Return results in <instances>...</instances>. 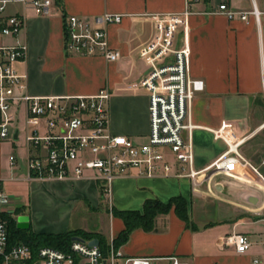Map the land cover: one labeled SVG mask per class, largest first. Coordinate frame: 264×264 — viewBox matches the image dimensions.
<instances>
[{
  "label": "crops",
  "instance_id": "1",
  "mask_svg": "<svg viewBox=\"0 0 264 264\" xmlns=\"http://www.w3.org/2000/svg\"><path fill=\"white\" fill-rule=\"evenodd\" d=\"M185 3L54 0L47 13H40L20 0H6L4 13L23 17L24 27L17 38L3 40L26 44V57L17 69L26 75L30 95H86L106 87L111 93L109 131L141 142L149 133V99L139 83L150 70L151 56L142 55V49L156 39L158 18L180 13ZM223 3L234 12L231 18L219 9ZM253 7L261 12L258 21L250 13ZM189 10L187 30L184 35L177 30L175 44H188V74L203 81L190 107L191 122L197 125L192 141L193 166L201 175L198 184L185 175L149 177L136 169L113 178L107 188L93 171L76 179L28 178L22 137L16 143L3 140L0 143H12L24 152L25 172L20 175L19 157L0 151V180L8 194L20 189L26 193L14 198L22 209L18 216L28 217L32 232L80 229L96 236L98 244H110L124 228L113 209L142 210L147 199L167 202L181 196L189 223L171 209L156 215L151 229H132L118 248L126 255L148 257L151 264H172L174 258L187 264L264 260V0H189ZM103 13L121 15L119 23L107 26L108 44L119 58L68 54L63 48V16L77 15L92 24ZM221 126L233 140L245 138L239 147L242 159L228 173L212 167L226 144L210 129ZM10 155L15 156L13 164ZM232 233L248 237L247 251L238 253L233 246L219 244Z\"/></svg>",
  "mask_w": 264,
  "mask_h": 264
},
{
  "label": "built area",
  "instance_id": "2",
  "mask_svg": "<svg viewBox=\"0 0 264 264\" xmlns=\"http://www.w3.org/2000/svg\"><path fill=\"white\" fill-rule=\"evenodd\" d=\"M40 13H47L54 0H20ZM6 0H0V141L17 142L22 137L26 147L28 178L76 179L86 171H93L106 187L118 176L136 169L139 174L189 177L193 185L201 176L194 169L190 107L195 94L203 90V81L190 77L187 71L188 44H175L180 28L185 34L190 14L189 0L180 13H165L157 20L158 34L154 42L142 49L150 70L140 80V87L148 93L149 133L144 141L109 131L106 87L86 95H30L26 75L17 63L26 57L22 41L17 38L24 27L23 17L7 14ZM219 9L231 18L234 14L220 4ZM250 13L258 21L260 11ZM242 19L245 12H239ZM120 14L103 13L93 23L73 14L63 16V48L71 55L101 56L107 61L119 58V52L108 44L107 26L119 23ZM183 39V38H182ZM214 138L226 144L225 151L212 165L215 171L228 173L242 159L239 147L245 138L233 140L225 127L210 129ZM22 132V135H21ZM172 157V161L170 157ZM10 164L15 156H9ZM174 163L179 168L174 171ZM246 163V162H244ZM107 192V191H106ZM14 196L8 194L0 180V214L18 217ZM16 221V220H15ZM6 218L0 217V264H151L148 257L124 254L112 243L103 251L90 239L72 240L65 248L54 246L31 247L25 242H10ZM221 246H233L243 253L251 245L242 233H232L220 239ZM172 264H187L176 258ZM253 264H264L254 260Z\"/></svg>",
  "mask_w": 264,
  "mask_h": 264
},
{
  "label": "trees",
  "instance_id": "3",
  "mask_svg": "<svg viewBox=\"0 0 264 264\" xmlns=\"http://www.w3.org/2000/svg\"><path fill=\"white\" fill-rule=\"evenodd\" d=\"M171 209H173L181 219L189 223L186 201L181 196L171 197L167 202H162L157 198L147 199L143 203L142 210L113 209V214L120 217L124 223V228L112 242L113 246L118 248L121 243L126 241L130 231L136 227H141L146 230L151 229L156 215L167 213ZM21 210L22 209H16V212L19 213ZM0 217L7 219L10 242L22 241L31 247L47 245L65 249L70 244L73 236H79L86 239L96 237L88 233H80L73 230L63 233H34L29 228H18L15 219L11 217L3 214H0ZM99 246L103 251L107 249V244L103 245L100 240Z\"/></svg>",
  "mask_w": 264,
  "mask_h": 264
},
{
  "label": "rangeland",
  "instance_id": "4",
  "mask_svg": "<svg viewBox=\"0 0 264 264\" xmlns=\"http://www.w3.org/2000/svg\"><path fill=\"white\" fill-rule=\"evenodd\" d=\"M21 135H22V132H21ZM11 141V140H10ZM22 141V139H21ZM12 142V141H11ZM12 143H6V142H2L0 143V151L5 154V156L9 153H13L15 155H17L19 157V164H20V168L18 171H16V174H24V166H23V149L22 148H13V145H11ZM14 190V189H13ZM24 190L23 189H20V190H16V191H11L10 194L14 197H18V196H22ZM24 196L26 195V193L24 192L23 194ZM16 197V198H17ZM17 204V203H16ZM73 231H78L80 233H88L86 232L85 230H80V229H75ZM89 234V233H88Z\"/></svg>",
  "mask_w": 264,
  "mask_h": 264
},
{
  "label": "water",
  "instance_id": "5",
  "mask_svg": "<svg viewBox=\"0 0 264 264\" xmlns=\"http://www.w3.org/2000/svg\"><path fill=\"white\" fill-rule=\"evenodd\" d=\"M16 226L20 229H27L29 224H28V217L26 215H19L17 217V224ZM72 240H82L81 237L79 236H73ZM90 244L92 245H98V239L97 238H93L90 240Z\"/></svg>",
  "mask_w": 264,
  "mask_h": 264
}]
</instances>
